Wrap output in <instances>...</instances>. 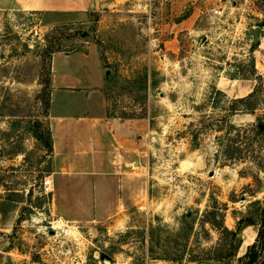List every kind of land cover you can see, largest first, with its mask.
Segmentation results:
<instances>
[{
  "label": "rangeland",
  "instance_id": "374dc122",
  "mask_svg": "<svg viewBox=\"0 0 264 264\" xmlns=\"http://www.w3.org/2000/svg\"><path fill=\"white\" fill-rule=\"evenodd\" d=\"M102 1L81 13L0 0V264H239L264 207V132L253 133L264 127L262 0ZM49 43L91 55L107 112L141 123L138 201L120 213L87 204L68 220L43 188L51 151L34 131L49 127ZM259 82L258 105L232 110ZM237 130L250 143L240 158L229 139ZM211 208L227 227L241 225V243L223 260H192L213 253Z\"/></svg>",
  "mask_w": 264,
  "mask_h": 264
},
{
  "label": "crops",
  "instance_id": "0c3cea01",
  "mask_svg": "<svg viewBox=\"0 0 264 264\" xmlns=\"http://www.w3.org/2000/svg\"><path fill=\"white\" fill-rule=\"evenodd\" d=\"M65 1L15 3L21 9L85 13L103 2ZM88 56L91 57L82 50L55 51L51 55L47 117L52 138L51 186L55 205L68 220L77 218L76 212L80 213L87 204L91 212L104 210V215L109 216L138 201L135 181L139 178L136 171L140 172L141 123L135 117L123 118L107 112L102 74L90 76L84 62ZM72 58H77L72 64L56 61Z\"/></svg>",
  "mask_w": 264,
  "mask_h": 264
},
{
  "label": "trees",
  "instance_id": "16d2710c",
  "mask_svg": "<svg viewBox=\"0 0 264 264\" xmlns=\"http://www.w3.org/2000/svg\"><path fill=\"white\" fill-rule=\"evenodd\" d=\"M262 2L264 7V0H262ZM59 50H61L59 46L53 47V44L51 43L48 44L46 49L48 54H51ZM262 89H263L262 83L259 82V84L255 85L252 88V90H250L248 93L233 98L231 102L232 110L252 111L259 103L260 96L263 93ZM33 126L36 127V124H34ZM263 132H264V127L262 126V128H256V130H254L253 133L256 137H259ZM34 133L38 138L44 140L48 150L52 151V138L49 127L46 128L43 134L41 133V131H38L36 129ZM241 135L243 136V134H241V130H237L235 131V134L229 138L231 142L236 143L237 141H239L237 142V144H234V146L232 145V149H231V151L234 152L233 157L236 158H240L242 156L241 152L244 151V149L249 150L248 146L250 145V143L247 142L246 140L245 143H247L248 145L245 146L241 145L242 144L241 142L242 141L244 142V139H242L243 137L240 139ZM263 136L264 135H262L261 138L264 141ZM218 214L221 215L219 219L216 218L217 216L216 209L211 208L209 210H206L205 219H204L206 221H209V223H211V225L215 227V229L219 234L216 243L212 246L213 253L204 254L201 256L196 254L190 255L191 256L190 258L192 260H202L205 258H214V259L223 260L225 258H228L236 254V249L238 248L242 240L241 236L237 234L238 229L241 228V225L240 226L238 225L236 229L229 228L223 222V214L219 211ZM258 220H259V224L254 240L251 243L247 244L246 249L242 254L237 256V260L239 261V264H264V207L260 211V217ZM244 223L250 224L253 223V221L251 219H246ZM188 228H190L191 230L192 226L186 224V229ZM157 257L169 258L173 260H178L179 258H182L181 253H178L173 256L161 255Z\"/></svg>",
  "mask_w": 264,
  "mask_h": 264
},
{
  "label": "water",
  "instance_id": "95a60500",
  "mask_svg": "<svg viewBox=\"0 0 264 264\" xmlns=\"http://www.w3.org/2000/svg\"><path fill=\"white\" fill-rule=\"evenodd\" d=\"M259 29H260L259 26H255V27L252 28L251 33H252V37H253L252 40H253L254 42H256V41L258 40V31H259ZM259 128H262V124H259ZM100 257H101V258H104V257L110 258V255L102 251V252L100 253Z\"/></svg>",
  "mask_w": 264,
  "mask_h": 264
},
{
  "label": "built area",
  "instance_id": "2783aa9c",
  "mask_svg": "<svg viewBox=\"0 0 264 264\" xmlns=\"http://www.w3.org/2000/svg\"><path fill=\"white\" fill-rule=\"evenodd\" d=\"M33 34H39L40 33V29L37 28L36 26L33 27ZM43 188L44 190H51V185H52V179L50 177H45L43 180Z\"/></svg>",
  "mask_w": 264,
  "mask_h": 264
}]
</instances>
